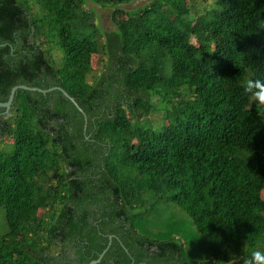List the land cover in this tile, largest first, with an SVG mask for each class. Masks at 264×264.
Listing matches in <instances>:
<instances>
[{
  "label": "trees",
  "instance_id": "1",
  "mask_svg": "<svg viewBox=\"0 0 264 264\" xmlns=\"http://www.w3.org/2000/svg\"><path fill=\"white\" fill-rule=\"evenodd\" d=\"M132 1L0 0V101L88 117L0 107V264L264 250V0Z\"/></svg>",
  "mask_w": 264,
  "mask_h": 264
},
{
  "label": "rangeland",
  "instance_id": "2",
  "mask_svg": "<svg viewBox=\"0 0 264 264\" xmlns=\"http://www.w3.org/2000/svg\"><path fill=\"white\" fill-rule=\"evenodd\" d=\"M150 1L151 0H134L131 3H129V4L123 5V7L127 8L129 10H132V9L138 8L140 6H143L145 4H148ZM87 9L93 11L96 14V17H95L96 23L103 30H110V29H114L115 28V26L113 24V21H112L113 8H111V7L103 8V7H100V6L96 5L95 3L91 2V1H89V5L87 6ZM97 61H98V56H95L94 59H93V64L95 66H97ZM253 98L255 100H257V101H261L256 96H253ZM262 102L264 103V101H262ZM246 104L247 105L250 104V101L246 100ZM263 197H264V193H263ZM163 207H164V209H166V210L168 209V211H169V208H167L166 204L162 205V210H163ZM170 208L177 209L179 213L182 212L179 208H176V207H173V206L170 207Z\"/></svg>",
  "mask_w": 264,
  "mask_h": 264
},
{
  "label": "water",
  "instance_id": "3",
  "mask_svg": "<svg viewBox=\"0 0 264 264\" xmlns=\"http://www.w3.org/2000/svg\"><path fill=\"white\" fill-rule=\"evenodd\" d=\"M18 89L39 91V92H42V93H48V92L53 91V90H60L61 92L64 93L65 96H67V97H69L71 99V101L78 107V109H80L83 113H85L83 108L78 104V102L61 86H54V87H51V88L44 89V88H41V87H38V86H29V85H26V84H19V85L14 86L11 89V92H10L8 100L7 101H0V107H4L6 109L5 112H9L10 111V109L12 107V104L14 102V98H15L16 92L18 91ZM85 119H86V122H87L88 117H87L86 113H85ZM111 239H112V237H111ZM111 242L112 241H110L108 247L100 254L99 258L92 260L89 264H97V263H99L102 260L103 256L105 255V253L107 252Z\"/></svg>",
  "mask_w": 264,
  "mask_h": 264
},
{
  "label": "clouds",
  "instance_id": "4",
  "mask_svg": "<svg viewBox=\"0 0 264 264\" xmlns=\"http://www.w3.org/2000/svg\"><path fill=\"white\" fill-rule=\"evenodd\" d=\"M253 88H258L259 91L254 92V95L261 101H264V82L249 81L246 91H252ZM245 264H264V250H254L251 257L245 261Z\"/></svg>",
  "mask_w": 264,
  "mask_h": 264
}]
</instances>
